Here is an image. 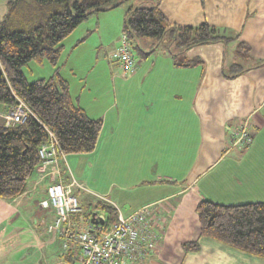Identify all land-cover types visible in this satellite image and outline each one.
<instances>
[{
    "label": "crops",
    "instance_id": "1",
    "mask_svg": "<svg viewBox=\"0 0 264 264\" xmlns=\"http://www.w3.org/2000/svg\"><path fill=\"white\" fill-rule=\"evenodd\" d=\"M13 1L0 0V22ZM141 2L126 0L119 9ZM159 9L173 24L205 22L237 38L170 51L151 48L142 57L134 55L128 72L110 56L107 107L90 104L87 110L76 100L89 117L102 119L96 146L86 152L95 164L94 183L102 187L75 193L83 192L91 211L99 201L124 217L145 205L157 208L151 218L157 233L153 250L123 264H264L260 256L199 237L196 213L202 199L264 202V64H258L264 59V0H161ZM238 42L249 47L247 59L238 56ZM233 63L245 70L226 77L223 71ZM7 111L0 102V125ZM244 122L252 140L243 148L232 146V129ZM97 153L110 157L113 169ZM75 155L65 154L64 182L83 178ZM118 159L127 170L117 169ZM50 183L49 175L35 170L25 191L0 198V264H80L77 249L63 251L58 236L46 230L55 217L46 193ZM81 206L74 220L83 228L89 213ZM196 239L198 250H183V242Z\"/></svg>",
    "mask_w": 264,
    "mask_h": 264
},
{
    "label": "trees",
    "instance_id": "2",
    "mask_svg": "<svg viewBox=\"0 0 264 264\" xmlns=\"http://www.w3.org/2000/svg\"><path fill=\"white\" fill-rule=\"evenodd\" d=\"M33 1L14 0L0 22V102L7 104L9 109L18 98L29 109L22 122L0 125V198L4 199H12L25 191L29 177L41 166L38 150L47 139L46 128L53 132L65 154L86 153L95 148L102 119L89 117L72 100L69 83L61 76L57 63L63 40L83 19L126 0ZM160 1L155 0L150 6L127 8L122 34L131 50L130 38L150 36L159 40L167 32L173 35L175 47L182 49L237 38L205 22L191 26L173 24L160 11ZM30 3L47 5L50 13L43 22H25V16L30 14H27L31 10L28 11ZM12 14L15 22L9 23ZM237 54L247 59V44L238 42ZM44 59L54 67L52 73L47 78L29 81L22 67L29 61L42 63ZM258 64H264V59ZM244 70L233 63L223 74L234 77ZM94 207L108 212L106 225L117 219L114 206L99 201ZM196 213L199 237L219 240L264 259V202L225 204L202 199L197 203ZM199 247L198 239L182 243L186 252Z\"/></svg>",
    "mask_w": 264,
    "mask_h": 264
},
{
    "label": "built area",
    "instance_id": "3",
    "mask_svg": "<svg viewBox=\"0 0 264 264\" xmlns=\"http://www.w3.org/2000/svg\"><path fill=\"white\" fill-rule=\"evenodd\" d=\"M111 56L120 62L125 72L132 69L134 55L124 34L120 36ZM28 113L27 106L17 98L5 115L4 125L18 124ZM46 130L47 139L38 150L42 162L37 170L41 175H49L51 179L47 186V196L55 218L47 230L58 235L63 251L76 248L80 264H123L127 259L145 257L156 244L157 233L151 218H156L157 208L145 205L126 217L119 213L117 219L109 225H106L108 212L96 210L94 216H89L80 229L73 219L82 210L74 189L83 188L84 185L72 176L68 182H64L62 168L65 153L53 132ZM251 140L246 122L232 129V146L243 148Z\"/></svg>",
    "mask_w": 264,
    "mask_h": 264
},
{
    "label": "rangeland",
    "instance_id": "4",
    "mask_svg": "<svg viewBox=\"0 0 264 264\" xmlns=\"http://www.w3.org/2000/svg\"><path fill=\"white\" fill-rule=\"evenodd\" d=\"M152 1L155 0H142L141 3L150 6ZM38 6L41 5L30 3L28 11L31 10L27 13L30 14L25 16V22L27 24L31 22L41 23L47 18L50 13L47 12V5L41 7ZM121 6H124L123 3L106 11L95 12L88 15V17L83 19L63 40V49L57 63L59 72L69 83V91L72 100L75 103H77V100L78 103L83 105L87 110L90 104H94V106L98 108H103L107 107L111 101L110 93H112V83L110 81V72L108 71L109 68H111L110 66L113 65L112 60H110L112 59L111 52L118 45V40L122 35L123 17L121 18V13H125L127 10L125 8L126 10L124 9V12L121 11V9H119ZM30 16H32L31 20L29 19ZM108 17H115V22L112 23ZM23 20L22 22H24ZM8 22H15L13 14L8 19ZM129 40L132 45L133 55L136 57L144 56L145 52L151 48L155 49L156 52L159 49L161 51L163 48L170 51L169 48L176 46L174 37L170 32L165 33L159 40L150 36L134 37ZM53 69L54 67H52L45 59L42 63L29 61L22 67V70L29 81L36 78H47L52 73ZM112 144L113 140L111 141V144L108 143L107 152L112 148ZM71 154H79L75 156H79L78 170L83 177L80 178V181L85 188L88 191H92L91 189H95L96 186L102 187L100 184L94 183V174H92L93 172L91 173L93 163L91 164L90 162V155H87L85 152ZM97 156L102 162L103 160H106L104 166L107 167V165H109L108 168L113 169L112 163L108 162L110 158L109 156V158H107L100 153H97ZM116 161L118 164L117 169L123 168V170H127V168H124V163L122 161L119 159ZM102 183L106 184L107 181H102ZM81 193L78 197L83 205L84 212L90 213L92 210V204H87ZM29 212L32 213L31 207ZM5 230L6 228L3 229L4 232ZM48 233L47 235H49ZM58 245L60 246V243Z\"/></svg>",
    "mask_w": 264,
    "mask_h": 264
},
{
    "label": "water",
    "instance_id": "5",
    "mask_svg": "<svg viewBox=\"0 0 264 264\" xmlns=\"http://www.w3.org/2000/svg\"><path fill=\"white\" fill-rule=\"evenodd\" d=\"M92 216H94V213H92Z\"/></svg>",
    "mask_w": 264,
    "mask_h": 264
}]
</instances>
